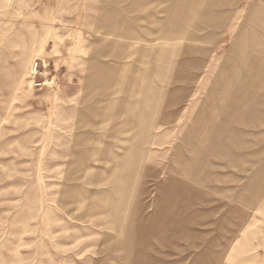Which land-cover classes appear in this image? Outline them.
Returning a JSON list of instances; mask_svg holds the SVG:
<instances>
[{
    "label": "rangeland",
    "instance_id": "obj_1",
    "mask_svg": "<svg viewBox=\"0 0 264 264\" xmlns=\"http://www.w3.org/2000/svg\"><path fill=\"white\" fill-rule=\"evenodd\" d=\"M0 264H264V0H0Z\"/></svg>",
    "mask_w": 264,
    "mask_h": 264
},
{
    "label": "built area",
    "instance_id": "obj_2",
    "mask_svg": "<svg viewBox=\"0 0 264 264\" xmlns=\"http://www.w3.org/2000/svg\"><path fill=\"white\" fill-rule=\"evenodd\" d=\"M38 66H36V69H37Z\"/></svg>",
    "mask_w": 264,
    "mask_h": 264
},
{
    "label": "bare ground",
    "instance_id": "obj_3",
    "mask_svg": "<svg viewBox=\"0 0 264 264\" xmlns=\"http://www.w3.org/2000/svg\"><path fill=\"white\" fill-rule=\"evenodd\" d=\"M260 81V80H259ZM262 87V86H261ZM258 89V88H257Z\"/></svg>",
    "mask_w": 264,
    "mask_h": 264
}]
</instances>
